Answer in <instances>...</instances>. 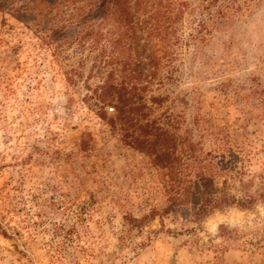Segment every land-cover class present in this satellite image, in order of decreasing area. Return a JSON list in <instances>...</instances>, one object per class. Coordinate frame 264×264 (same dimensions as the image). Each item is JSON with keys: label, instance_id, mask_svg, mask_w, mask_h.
<instances>
[{"label": "rangeland", "instance_id": "374dc122", "mask_svg": "<svg viewBox=\"0 0 264 264\" xmlns=\"http://www.w3.org/2000/svg\"><path fill=\"white\" fill-rule=\"evenodd\" d=\"M64 1L0 0V264H264V0L137 43Z\"/></svg>", "mask_w": 264, "mask_h": 264}, {"label": "trees", "instance_id": "16d2710c", "mask_svg": "<svg viewBox=\"0 0 264 264\" xmlns=\"http://www.w3.org/2000/svg\"><path fill=\"white\" fill-rule=\"evenodd\" d=\"M43 1L44 0H38V3L41 4ZM82 1H64V4L75 5L73 9L76 13L72 16V20L81 16L78 26L80 23L84 24L87 22H94L95 24L114 22L115 26L119 27V32L121 31V34L118 36V42L127 40L134 43H137L143 37V35H139V31H141V33L146 32L148 35L152 36L161 35L163 27L166 29L171 28L174 24H177L176 22L180 21L186 13L192 14L196 13L197 10H200V12L204 14L207 12L208 15L211 16V12L215 7L219 6L217 4L220 2V0H195V4H193L191 1L187 0H86L88 2L86 7L79 8L77 4ZM231 10L232 5L230 4L220 6L219 11L217 12L218 15H216L217 21L225 22V17ZM48 14H51L50 11H48ZM51 19H53L52 16L49 17V21H51ZM214 25H217V23L214 22ZM200 26L206 30V21L204 20ZM42 30L51 31L52 35L49 36V38L53 41H58V37L62 34V30H65V27L52 30L46 29L45 26H42ZM63 44L64 42L60 43V45ZM110 88L118 87L110 84L105 85L102 88L103 93L99 95L101 100L104 101L107 97L111 98L114 94L119 95V105L117 106L119 113H125L126 107L128 106L130 112H136L139 110V105L136 104H138L141 99L136 98L140 97L138 96L139 94H137L136 89H132V91H127L122 94L120 90L111 91ZM133 88H136V86ZM128 95L130 96L128 97ZM152 100L154 103L163 102V100L155 97ZM129 117H131V115ZM259 197H264V194H261ZM254 202L255 200L253 198L237 200L236 198L226 195L216 198L214 194H210L202 200L197 208L196 219L199 222L210 216L216 210L226 207L237 206L241 208H249Z\"/></svg>", "mask_w": 264, "mask_h": 264}]
</instances>
